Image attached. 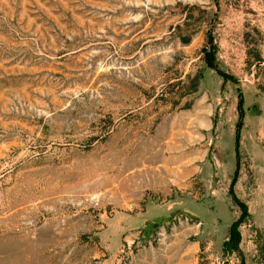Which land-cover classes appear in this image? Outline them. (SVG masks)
<instances>
[{"label": "rangeland", "instance_id": "1", "mask_svg": "<svg viewBox=\"0 0 264 264\" xmlns=\"http://www.w3.org/2000/svg\"><path fill=\"white\" fill-rule=\"evenodd\" d=\"M0 264H264V0H0Z\"/></svg>", "mask_w": 264, "mask_h": 264}, {"label": "trees", "instance_id": "2", "mask_svg": "<svg viewBox=\"0 0 264 264\" xmlns=\"http://www.w3.org/2000/svg\"><path fill=\"white\" fill-rule=\"evenodd\" d=\"M211 49H205V54H206V60L208 62V65L212 68H215L222 76L232 79V77L229 74H226L225 72H222L221 70L218 69L217 63H216V57H215V51H216V46L211 42ZM238 223H235L232 227V233L231 236L229 238V240H227V242L225 243V249L226 250H232L233 248H235L238 243H239V233L236 231V226Z\"/></svg>", "mask_w": 264, "mask_h": 264}]
</instances>
